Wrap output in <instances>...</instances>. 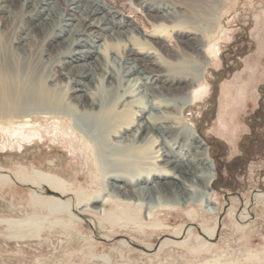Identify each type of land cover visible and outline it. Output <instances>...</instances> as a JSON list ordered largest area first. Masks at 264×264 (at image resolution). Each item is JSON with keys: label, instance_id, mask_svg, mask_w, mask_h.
I'll list each match as a JSON object with an SVG mask.
<instances>
[{"label": "bare ground", "instance_id": "obj_1", "mask_svg": "<svg viewBox=\"0 0 264 264\" xmlns=\"http://www.w3.org/2000/svg\"><path fill=\"white\" fill-rule=\"evenodd\" d=\"M127 1L143 25L112 0H0L14 27L37 17L0 44V121L57 126L77 139L100 180L95 195L79 198L86 210L121 203L150 214L159 198L206 208L214 164L184 112L206 92L220 3ZM43 31L52 36L46 50L36 43Z\"/></svg>", "mask_w": 264, "mask_h": 264}, {"label": "rangeland", "instance_id": "obj_2", "mask_svg": "<svg viewBox=\"0 0 264 264\" xmlns=\"http://www.w3.org/2000/svg\"><path fill=\"white\" fill-rule=\"evenodd\" d=\"M112 1L143 25L133 2ZM217 2L206 92L184 112L216 166L208 207L159 198L150 214L121 203L86 210L100 180L77 139L0 121V264H264V0ZM23 20L14 27L0 13V44L37 17ZM51 38L43 31L36 43L46 50Z\"/></svg>", "mask_w": 264, "mask_h": 264}, {"label": "water", "instance_id": "obj_3", "mask_svg": "<svg viewBox=\"0 0 264 264\" xmlns=\"http://www.w3.org/2000/svg\"><path fill=\"white\" fill-rule=\"evenodd\" d=\"M192 128V127H191ZM192 130H194L193 128H192ZM197 138L200 140V138L198 137V135H197ZM206 147V146H205Z\"/></svg>", "mask_w": 264, "mask_h": 264}]
</instances>
